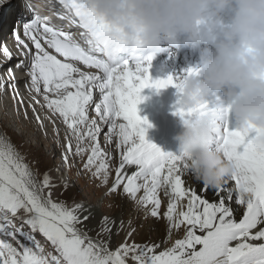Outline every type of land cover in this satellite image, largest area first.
Returning <instances> with one entry per match:
<instances>
[{
	"label": "snow or ice",
	"instance_id": "obj_1",
	"mask_svg": "<svg viewBox=\"0 0 264 264\" xmlns=\"http://www.w3.org/2000/svg\"><path fill=\"white\" fill-rule=\"evenodd\" d=\"M59 3L65 12L57 15L69 24L78 23L85 30L81 36L87 46L30 5L35 15L23 25V36L28 37L34 49L16 33L18 44L31 55L28 91L36 95L27 103L19 93L13 69L7 71L8 86L18 105L17 114L23 107L27 119L31 108L36 121L44 128V118L36 105L46 108L66 125V143L61 141L60 130L52 120L56 142L63 149L61 164L42 174L39 167L33 168L26 162L10 139L0 133V264H264V130L254 126L244 131L224 129L219 150L234 168L230 179L234 189H226L224 185L216 188V195L228 194L221 195L218 202H210L182 178L189 169L185 155L165 152L151 143L147 139L151 124L139 115L138 105L145 99L142 95L145 89L172 86L183 92L181 81L172 76L152 79V56L122 59L120 53L129 47L141 48L143 41L139 36L130 40L119 28L106 23L88 7V0H59ZM3 53L8 59L13 58L7 47H3ZM77 62L96 71H85ZM198 74L199 70L190 68L184 79ZM5 84L4 77L0 76V92L5 91ZM96 92L99 102L94 101ZM90 109L95 116L90 115ZM230 111L229 106L224 110L225 116ZM196 112L215 118L206 104L181 107L177 114L184 118ZM104 126H107L106 133ZM102 133L109 144L115 141L120 157L109 193H116L122 187L123 194L142 207L150 205V215L160 219V190L163 189L164 195L170 197L163 213L168 239L173 230L184 231L183 238L176 239L171 247L160 250V243H136L132 240L136 229L129 221L123 242L113 249V236L124 229L123 220L113 232L115 219L103 216L97 232V237L102 238L94 240L89 235L93 229L86 223L92 216L90 206L75 200L69 206L66 201L54 199V189L60 185L65 191L73 187L63 172L75 167L76 157L87 156L84 170L101 185L108 184L113 165L110 154L101 146ZM127 166L138 170L129 174ZM53 171L59 174V185L54 182ZM77 175H80L79 169ZM204 188L209 187L204 184ZM233 190L235 203L243 208L239 219L237 210L226 203V200L233 201ZM141 192L143 195H139ZM184 200L187 205L180 209V202ZM35 233L42 234L58 255H46ZM18 237L29 243H22Z\"/></svg>",
	"mask_w": 264,
	"mask_h": 264
},
{
	"label": "clouds",
	"instance_id": "obj_2",
	"mask_svg": "<svg viewBox=\"0 0 264 264\" xmlns=\"http://www.w3.org/2000/svg\"><path fill=\"white\" fill-rule=\"evenodd\" d=\"M88 7L130 40L139 36L145 44H160L184 37L186 46L203 47L199 74L181 80L185 108L226 92L240 130H264V0H88ZM228 10L235 14L218 40L216 28ZM183 124L177 139L192 176L211 188L227 183L232 163L211 147L219 131L216 118L203 114Z\"/></svg>",
	"mask_w": 264,
	"mask_h": 264
},
{
	"label": "bare ground",
	"instance_id": "obj_3",
	"mask_svg": "<svg viewBox=\"0 0 264 264\" xmlns=\"http://www.w3.org/2000/svg\"><path fill=\"white\" fill-rule=\"evenodd\" d=\"M53 5H55V7H53ZM2 8L4 9L2 10L0 15V38L2 37L1 34L3 35V30L5 28H8L10 24L14 22L15 18L18 15L27 18L25 21L26 23L30 22L31 19H33L28 18L32 16L34 12L30 10L29 6L25 3V1L23 2L22 0H0V10ZM39 10V13L47 11L49 16L54 15L55 13L57 14L65 12V9H63L56 1H52V3L46 6L40 5ZM163 45L166 46L167 56H160L158 59L151 61L150 74L152 79H167L169 76H172L178 81H181L187 76L188 69L192 68L200 70V68L202 67V57L199 55V49L195 50L191 46H187L182 48L181 50H178L177 53H175V48L171 45V41L164 42ZM170 56L172 57V61L168 62ZM15 60L19 61L20 59H16V57H14L13 55L12 59L5 60L4 56L0 54V62L4 61V64L1 66L0 76L3 77V75L1 74L2 72L4 73V75L6 74L9 76L7 70L11 66H13V62ZM176 60H178V63H176ZM26 63V66L14 71V73L16 77L24 78L23 80L16 81L15 83L17 85L20 95L24 97L25 102L27 103V101L31 99V96L36 94L30 93L28 91V89L31 87L30 75L28 76L31 71V61L29 62V65L28 61ZM78 66L85 71H96L95 69H87L83 65ZM183 67H185L186 69L183 70ZM9 83L10 82L6 80L5 91L1 92V94L3 96L6 95V97L8 98V106L4 110L5 116L8 115V117H5V119H7L6 123L9 122V124L14 127L15 125L21 124L22 120L20 114H17L16 109L18 105L17 103H14L15 101L13 100L12 90L8 86ZM142 95L145 97V99L138 105L139 115L141 117H146L149 123L151 124V127L147 129V139L151 143H154L159 146L163 151L170 149L174 151L177 156H180L182 154V150L180 148L179 140L177 139V137L185 131L183 120L197 119L200 113H192L190 116L184 118L177 114L179 108L185 107L183 104V94L177 87L170 86L166 89L160 90L148 88L143 91ZM37 98L41 99L40 97ZM148 99L149 103L147 105ZM99 100V93H94V101L99 102ZM154 100H157L155 105H153ZM231 103L232 98L226 92L210 94L207 97V108L209 111L215 113V118L219 125V131L214 135L211 143V147L214 150L220 149L223 143V134L225 128L231 129L233 131L240 129L241 122L234 112L230 111L225 116L224 110L227 109ZM36 107L41 116L44 118L45 127L41 128L40 124L36 121L35 116L31 111V108H29L30 110L28 109V118L25 121V128L22 127V130L20 131L21 133H19L18 131H15L14 133L17 132L19 135L22 136V138H28L36 141V143L30 145H33L38 150L41 149V147L43 146V144L46 143V141H49L47 138L49 135H51V141H55L57 146H59V144L56 142L57 137L55 135L54 125L52 123V120H55V127H58L59 129H61V126L63 127V130L61 129L60 132V137H62L63 142L66 143V141H64V134L67 131V128L66 125L63 124L62 119L58 116L52 115L49 110L44 107H41L40 105H36ZM20 109H23V107H21ZM8 112L12 114V119L9 117ZM48 117H51V119H49ZM34 127H37V130ZM45 129L47 130V135H45ZM104 131L107 132V126H104ZM0 133L5 134L10 139V142L16 147V149L20 151L19 148L16 146L11 135L13 134V130L11 128H6L2 123H0ZM218 133L221 134V137L217 136ZM114 145L115 141L112 143V148L109 147L111 151H107L110 154V163H112L113 165L112 176L109 179L110 188L114 183L115 167H118V160L120 159L119 150L116 149ZM57 154L58 151H56L55 149H53V151L50 153V155L54 156H56ZM26 162H28L33 168H35L27 159ZM187 163L189 164V161H187ZM126 170L129 174H131L137 171L138 169L135 166H127ZM182 178L186 181V184L188 186L194 188V190L198 194H200L204 198H207L210 202H218L221 195L227 196L228 194L227 192H222L220 193V195H216V188L211 187L205 190L204 184L202 182L197 181L192 176V173L189 169ZM224 187L226 189H234V182L229 180L227 183L224 184ZM119 192L123 195L122 198H120L121 206L119 207V209L116 210V212L105 215L114 218L116 221V226L113 228V232H116V230L119 228L120 221H124V229L119 233V235L113 236L111 247L115 249L119 245V243L122 242L123 237L126 236L127 231L129 230V221H131V226L136 229V232L132 236V240H135L136 243L141 244L151 242L160 243L161 245L165 241L166 236L168 235L167 220L163 217V213L167 210L168 203L167 199H165L166 195H164L163 189L160 190V195L164 197L163 204H161L163 206V212L161 214L160 219L154 218L150 215V205L147 208L142 207L141 205L133 201L130 197L123 194L122 190H119ZM232 194L233 201L229 202L226 200V203H229L233 209L237 210L236 215L237 219H239L242 215L243 208L235 203L234 190ZM139 195H143V192H141ZM54 199H57L58 201H64L62 197H54ZM85 205L90 206V210L92 212L90 220L86 223L88 224L89 228L93 229V231L89 232V235L92 236V238L95 240L98 239V237L94 236L93 232L101 224V213L103 211V204L98 205L85 203ZM99 208L101 209L100 211ZM174 233H172L173 237L175 236ZM180 238L183 237H178V239ZM235 243L236 242H234V244ZM253 243H256V241H254Z\"/></svg>",
	"mask_w": 264,
	"mask_h": 264
},
{
	"label": "rangeland",
	"instance_id": "obj_4",
	"mask_svg": "<svg viewBox=\"0 0 264 264\" xmlns=\"http://www.w3.org/2000/svg\"><path fill=\"white\" fill-rule=\"evenodd\" d=\"M4 8H2L0 10V15L1 12ZM177 52V50H175V53ZM172 58L170 57L169 60H171ZM178 60H176L177 62ZM186 68L183 67V70H185ZM6 96V95H4ZM157 101V100H155ZM16 103V101L14 102ZM149 103V99L147 100V105ZM30 110V109H29ZM9 113V117L12 119V114L10 112ZM20 117L22 120V123L19 125H15L14 127H12L9 122L3 124L6 128H11L13 130V140L16 144V146L19 148V150L21 151V153L25 156V158L36 168L39 167L40 172L43 174V172L47 169L53 168L56 165H60L61 163L59 161H61L60 159V154L63 151V149L60 147V145L58 146L60 148V151H58V154L56 156L54 155H50V153L52 152V150L55 148V141H51V138L49 135L47 138L49 141H46L45 144H43V146L41 147L40 150H38L37 148H35L33 145V143H36V141L31 140V139H25L22 138L21 135H19L17 132L14 133L15 131H18L19 133H21L20 131L22 130V127L25 128V121L26 118L24 117L23 114V109H20ZM90 115L95 116L94 110L90 109ZM6 117H8V115H6ZM23 118V119H22ZM7 121V119H6ZM5 121V122H6ZM35 128V127H34ZM63 130V127H60ZM37 130V127L35 128ZM61 129L60 132H61ZM25 131V130H24ZM45 131H47L45 129ZM104 133H106V131H104ZM102 133L100 140H101V146L106 150V151H111L110 148H112V144H109L107 142V138L105 136V134ZM21 136V137H20ZM218 136H221V134ZM61 141L62 140V137ZM57 145V144H56ZM87 156H85L83 159L76 157L75 158V167L72 168V170L70 171L71 173V178L69 183H71L73 185V187L71 189H69L68 191H65L63 186L60 185L59 187H57L56 189H54V197H62L64 201H66L68 203L69 206L72 205L73 200H75L76 202H84L87 204H103V211L101 213V216H105L107 214L110 213H114L116 212L117 209H119V207L121 206L120 203V198H122V193L119 192V190L116 193H109V189H110V182L106 185L103 186L100 184V181L95 179L94 177L91 176V174L84 170L83 165L84 162L86 161ZM39 161V164L36 163V161ZM60 164H59V163ZM119 163V160H118ZM80 170V175H77V170ZM54 182L57 183L58 185L60 184V180H59V174L55 173V171H53L52 173ZM109 186V187H108ZM122 190V188L120 189ZM58 192V193H57ZM118 193V194H117ZM121 196V197H120ZM168 197V198H167ZM161 198V204H163V196L160 195ZM165 199H167V203L169 202L170 197L166 196ZM102 203V204H101ZM182 203V204H181ZM116 204V205H115ZM187 205V201H181L180 202V209L185 208ZM163 206L161 205L160 208V212L162 214L163 210H162ZM101 209L99 208V211ZM100 227V226H99ZM99 227H97L94 232L93 235L97 237V232L99 231ZM26 230L27 226H26ZM181 230H174L172 233L175 234V236L173 237L171 235V239H168V235L166 236L165 241L160 245V250H163L165 248L171 247L172 244L175 242L176 239H178V237H183L184 236V231ZM182 234V235H181ZM36 239L38 241L41 240V235L39 233H35ZM99 238V237H98ZM102 238V237H101ZM125 237H123L122 242L124 240ZM20 241L22 243H29L27 241H23V239L21 238ZM171 241V242H170ZM121 242V243H122ZM171 246H170V245ZM17 247H19V245H15ZM45 254H49L51 253L52 255H58V253L56 252L54 246L51 245L50 242L47 243V245L45 246Z\"/></svg>",
	"mask_w": 264,
	"mask_h": 264
}]
</instances>
